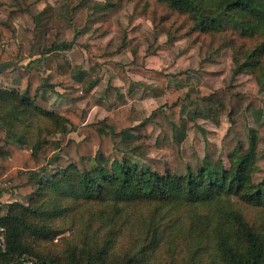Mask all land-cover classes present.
Listing matches in <instances>:
<instances>
[{"label": "trees", "instance_id": "obj_1", "mask_svg": "<svg viewBox=\"0 0 264 264\" xmlns=\"http://www.w3.org/2000/svg\"><path fill=\"white\" fill-rule=\"evenodd\" d=\"M31 1L0 0V66L14 64L2 76L11 85L17 72L24 90L0 88V122L15 128L20 122L43 117L57 127V132L62 123L70 125L82 140L62 133L60 140L44 150L39 143L28 151L5 140L0 129V198L14 192L32 197L30 206L12 204L10 212L0 216V264H157L159 253L167 255L166 264H264V228L252 225L241 209V204L264 208V182L252 180L257 132L249 130V146L232 158L229 170L222 163L212 165L206 160L197 172L189 169L184 177L164 176L151 169L141 171L128 159L121 161L118 154H134L139 146L138 140L126 139L125 135L150 136L155 129L153 116L144 119L135 107L121 108L102 121L88 124L84 110L51 111L56 87L90 91L99 81L103 65L110 66L127 86L132 83L128 73H132L154 80L168 91L171 82L178 87L187 85L189 73L149 70L138 53L128 64L111 61L129 49L128 36L115 52L91 43L71 51L68 59L61 50L71 47L61 46L55 30L42 36L43 27L36 20L34 27L27 24L24 33L17 27L20 20L27 19ZM155 1L165 4L169 11L189 16L193 30L201 34L215 36L233 28L244 37L261 38L262 43L253 50L238 52L235 63L238 72H251L264 84V0ZM80 3L82 0L68 1L71 18ZM88 19V11L83 10L75 23L77 30L84 29ZM12 40L18 41V47L8 53L4 43ZM101 59L109 60L101 63ZM42 70L52 73L51 80L43 79ZM104 97L120 101L113 82ZM165 108L179 123L174 129L177 141L187 133L198 132L197 122L185 118L188 110L217 125L227 117L232 126L245 127L249 113L256 121L264 115L260 96L243 93L236 85L207 96L188 87L170 89ZM194 143L199 146L201 140L196 136ZM44 176L47 182H43ZM42 196L45 200L35 204ZM105 198L117 202L110 210L97 212L91 207L90 224L84 228L107 231L103 246L68 250L62 256L35 250L31 238L47 240L56 235L57 222L78 202ZM130 205L137 206L138 213L123 221ZM176 214L166 221L167 215ZM38 218L48 222L37 223L34 219ZM120 233L128 236L129 242L114 252L115 236Z\"/></svg>", "mask_w": 264, "mask_h": 264}, {"label": "rangeland", "instance_id": "obj_2", "mask_svg": "<svg viewBox=\"0 0 264 264\" xmlns=\"http://www.w3.org/2000/svg\"><path fill=\"white\" fill-rule=\"evenodd\" d=\"M68 1L32 0L27 19L20 20L17 27L24 33L27 24L34 27L38 23L43 27L42 36L55 30L61 46L68 47L70 44L71 48L68 50L61 48L62 53L68 59L71 51L84 49L86 45L90 44V38H95L96 41H99L98 46L104 45L111 53L120 48L124 38L128 36L131 39L129 49L122 56L113 58L111 61L124 65L134 58L135 53H142L145 57H156L162 63L163 70L161 71L165 73H168L166 70L174 72L169 74L189 73L190 79L187 85L182 87L174 85L170 87L171 90L188 87L200 90L203 95L207 96L217 89L236 85L243 93L258 94L263 101L264 108V84L251 72H238L235 63L238 52L253 50L262 43L261 38L244 37L240 30L233 28L226 33L214 34L215 36L201 34L197 30H193L194 25L188 18L189 16L169 11L165 4L155 0H82V3L73 10L75 13L73 18L69 15ZM83 10L88 11L89 19L84 29L77 30L75 23ZM33 20H36L37 23L34 24ZM96 27L97 34L93 33ZM17 47L18 42L14 41L6 44L4 48L8 53H11ZM107 60L109 59H101L100 62L105 63ZM85 69L88 70L87 65ZM41 74L46 81L52 78V74H48L45 70H42ZM115 74L111 71L110 66L105 67V71L101 74L102 79L100 77L95 91L92 93L82 87L78 89L56 87V92L53 93L50 103L51 111L60 112L68 108H78L87 113V123L91 124L93 120L90 122V112L94 104L102 102L110 78H115L116 82L121 84ZM151 81L156 83L154 80ZM102 82H105L104 87ZM22 84L17 72L14 74V82L11 87L0 75V88L19 89ZM157 84L159 83L157 82ZM137 85L138 83H134L133 92H129L123 97L121 104L108 100L103 105L105 113L108 112L107 116L121 105L129 107L127 109L138 106L144 116L152 111L156 112L153 116L155 129L150 136L133 138L129 134L125 135L126 139L138 140L139 146L134 154H118L121 161L128 159L141 171L151 169L164 176L184 177L188 174L189 169L197 172L207 161H210L212 165L222 163L224 168L229 170L232 158L242 155L248 148L249 130L253 129L258 134V145L254 163L256 170L252 173V180L256 184L264 182V115L259 121H256L249 113V125L245 127L242 124L232 126L227 117H223L220 125H217L206 118L195 117L191 110H188L185 118L197 122L198 132L196 135L187 133L184 139L177 141L174 129L175 125H179V123L165 108L170 89L168 91L163 87L150 84L143 85L145 88L141 90L142 85ZM135 88H139V92ZM23 91L21 88L22 93ZM124 93H127V90ZM34 95L35 93H30L32 98ZM164 99L165 104H163ZM147 100H151V102L148 104ZM98 119L97 116L95 121ZM53 125L40 117L24 123L20 122L15 128H10L0 122V129L5 140L28 151L39 143L44 150L52 142L60 140L62 133L76 141L82 140L70 125L62 123L58 132L56 131L57 127L55 128ZM196 136L201 140L199 146L194 143ZM52 173L55 174L56 171L52 170ZM47 181L48 178L44 176L43 182ZM44 200L45 196H42L35 204H40ZM116 202L113 198H105L101 201H80L66 218L59 219L56 235L54 234L47 240L33 237L30 242L33 243L35 250L43 255L62 256L68 250L98 249L97 245H104L107 231L100 232L98 228L84 229L85 225L90 224L91 207H94L97 212L104 208L110 210ZM16 203L28 207L32 203V197H22L16 192L3 194L0 198V216H6L10 212V205ZM241 205L247 220L259 229L264 228V208ZM125 213L123 221L138 213L137 206L130 205ZM176 216L177 214L167 215L166 221L168 222ZM134 219L130 220L134 221ZM34 221L44 224L48 222L39 218ZM115 231L118 232V229ZM115 238L117 240L114 252H118L122 245L127 247L128 236L125 237L124 233H120ZM158 257L159 263L157 264H166L164 263V259L167 257L165 253H159Z\"/></svg>", "mask_w": 264, "mask_h": 264}, {"label": "crops", "instance_id": "obj_3", "mask_svg": "<svg viewBox=\"0 0 264 264\" xmlns=\"http://www.w3.org/2000/svg\"><path fill=\"white\" fill-rule=\"evenodd\" d=\"M96 30H98L97 29V27H96V29H94V31H93V33L96 31ZM91 36V35H90ZM99 39H100V36L98 37ZM18 42L17 40H12V41H8V42H5L4 43V47H5V45L6 44H8V43H10V42ZM101 41V40H100ZM97 44L98 45V43H99V41H96V39L94 38V39H92V38H90V44ZM61 44V43H60ZM70 45V44H69ZM102 47H104V45H101ZM139 55H141V56H143L144 57V62H145V67L147 68V69H149V70H154V71H161V70H163L162 69V63H160V61L156 58V57H145V55H143L142 53H138ZM122 56V55H121ZM132 59H134V58H132ZM131 59V61H129V62H127L126 64H128V63H130V62H132L133 60ZM100 61V60H99ZM158 62H159V64H158ZM105 67H109L108 65H103L102 66V73L105 71ZM110 69H111V71H113V69L110 67ZM45 71H47V70H45ZM168 73H174V72H172V71H169V70H166ZM114 72V71H113ZM47 73L48 74H52L50 71H47ZM115 73V72H114ZM116 75V74H115ZM128 75L130 76V78H131V81H132V83H131V85L130 86H127L118 76H117V79L121 82V84H118L117 82H116V80H115V78H110V81H108V83H110V82H113L114 83V86L119 90V92H120V95H121V97H120V101H111L112 103H116V104H121L122 103V99H123V97H125L126 95H128L129 94V92H133L132 90L134 89L133 88V85H134V83H138V85L139 84H141L142 86L140 87V89L142 90V89H144L145 87H143V85H145V86H148V85H150V84H154L155 86H158V87H160V88H162L163 86L161 85V84H157V82L155 83V82H153V81H151L150 79H147V78H144V77H141V76H139V75H136V74H132V73H128ZM102 76V75H101ZM100 76V77H101ZM101 79H102V77H101ZM98 84V82L96 83V85ZM96 85L94 86V88L92 89V90H90V93H92V91H95L94 89L96 88ZM104 85H105V82L103 83L102 82V86L104 87ZM136 85V84H135ZM137 85V86H138ZM174 85H176L174 82H171L170 83V87H172V86H174ZM10 87H11V85H9ZM147 88V87H146ZM20 90H21V86H20V88H19ZM124 89V90H123ZM136 90H138V92H139V88H135ZM127 90V93H124V91H126ZM139 94V93H138ZM153 100V99H152ZM108 100L107 99H105V97L103 96L102 97V102H100V104H94L93 105V108H92V111L90 112V122H91V120H93L92 121V123L93 122H97V121H99V120H102V119H104L105 117H107V113L108 112H106L105 113V111H104V109H103V105L104 104H106V102H107ZM110 101V100H109ZM148 102H146V103H150L151 102V100H147ZM163 104H165V99H164V103ZM121 108H126V106L125 105H121V107H119V108H115V110H119V109H121ZM127 108H129V107H127ZM140 113H141V109L138 107V106H136L135 107ZM104 112V113H103ZM147 113V112H146ZM144 113H141V115H142V117L143 118H149V117H151V116H154L155 114H156V112H150L149 114H146L145 116L143 115ZM103 116L102 118L100 117V116ZM99 117V119L98 120H96L95 121V119H96V117ZM3 196V195H2ZM1 196V197H2Z\"/></svg>", "mask_w": 264, "mask_h": 264}, {"label": "water", "instance_id": "obj_4", "mask_svg": "<svg viewBox=\"0 0 264 264\" xmlns=\"http://www.w3.org/2000/svg\"><path fill=\"white\" fill-rule=\"evenodd\" d=\"M14 64L13 63H8L5 65L0 66V75H3L7 71L11 70L13 68ZM1 244H3V241H1Z\"/></svg>", "mask_w": 264, "mask_h": 264}]
</instances>
